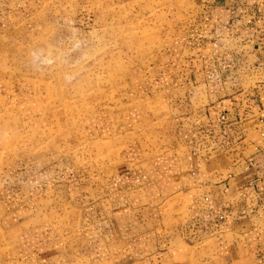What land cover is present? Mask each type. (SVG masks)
<instances>
[{"label":"rangeland","instance_id":"obj_1","mask_svg":"<svg viewBox=\"0 0 264 264\" xmlns=\"http://www.w3.org/2000/svg\"><path fill=\"white\" fill-rule=\"evenodd\" d=\"M210 5L212 0H0V264H25L28 244L36 252L31 264H61L63 256L48 257L66 252L68 243L80 253L100 247L112 258L75 264H114L126 252L142 261L146 244L125 241L122 231L110 233L108 223L86 222L93 211L82 198L90 199L115 174L111 168L119 159L108 134L129 126L128 103L141 105L142 79L163 68L189 77L201 70L200 56L191 60L184 48L192 46L187 30L193 13ZM189 77L197 107L206 99L204 87ZM149 101L153 114L140 138L152 144L165 140L163 133L176 122L168 104ZM132 226L140 230L139 223ZM192 243L197 254L212 251L204 247L208 242Z\"/></svg>","mask_w":264,"mask_h":264},{"label":"crops","instance_id":"obj_2","mask_svg":"<svg viewBox=\"0 0 264 264\" xmlns=\"http://www.w3.org/2000/svg\"><path fill=\"white\" fill-rule=\"evenodd\" d=\"M212 2L193 13L192 46L184 48L190 59L200 56L201 70L189 77L163 68L142 79L141 105L128 103L129 126L108 134L119 159L115 174L93 189L92 200L82 198L93 211L86 222L108 223L110 233L122 231L125 241L148 248L142 261L126 252L114 264H198L201 254L203 264H264V0H220L217 8ZM187 77L204 87L200 106ZM155 99L173 109L176 125L150 144L140 133ZM193 241L212 251L197 254ZM73 245L48 258L112 259L100 247L80 253ZM22 252L25 264L36 259L30 244Z\"/></svg>","mask_w":264,"mask_h":264},{"label":"built area","instance_id":"obj_3","mask_svg":"<svg viewBox=\"0 0 264 264\" xmlns=\"http://www.w3.org/2000/svg\"><path fill=\"white\" fill-rule=\"evenodd\" d=\"M221 119H225V115L221 116ZM262 135H264V132H262ZM222 218V217H221Z\"/></svg>","mask_w":264,"mask_h":264}]
</instances>
